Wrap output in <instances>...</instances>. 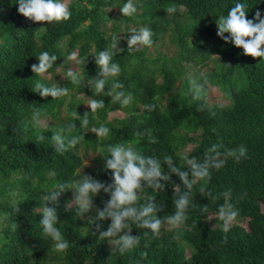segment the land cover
<instances>
[{
    "label": "trees",
    "instance_id": "trees-1",
    "mask_svg": "<svg viewBox=\"0 0 264 264\" xmlns=\"http://www.w3.org/2000/svg\"><path fill=\"white\" fill-rule=\"evenodd\" d=\"M144 0H138L136 16L123 17L124 32L127 24L141 20L153 30V41L161 37L159 21L155 14L165 16L167 7H174L175 18L190 16L194 21L211 14L226 15L236 0H146L150 4L148 13L142 11ZM249 5L247 13L251 18L256 9L264 10V0H244ZM123 0H71L69 19L61 22H34L17 11L15 0H0V264H264V59L244 55L241 48L222 40L217 49L212 43L217 32L214 19L189 31L176 29L180 45V58L206 65L213 54L219 56V71L205 74L200 78L203 96L192 103H180L176 97L168 96L163 104L162 93L173 88L180 70L168 66H147L143 50H127V42L113 59L121 65L118 77L109 78L105 91L113 80L124 85L126 94H131L130 104L122 106L111 102V97L93 92L87 79L97 75L98 67L94 56L99 50L112 45L115 34H107L102 28L105 8L121 5ZM119 7V6H118ZM122 14V13H121ZM117 31V30H115ZM193 43L189 46L187 38ZM42 51L56 54L57 60L46 73L54 74L59 66L66 68L67 56L76 52L79 71L85 78L82 85H73L65 77L69 89L66 96L41 97L35 92V83L42 81L46 86L52 83L41 75H35L31 65L38 63ZM145 65V66H144ZM237 69L244 73L246 82L242 87L229 86L226 82ZM161 81H158V78ZM219 85L228 104H209L206 101V82ZM104 100V107L88 114L89 125L109 127L108 137L98 138L97 134L80 125L73 116L77 104L82 101L69 100L65 118L61 115L67 97L75 93ZM172 95H178L172 94ZM145 104H154L153 110L144 109ZM42 111V119L50 123L35 126L32 114ZM85 111L77 116L82 117ZM112 111H122L123 116L109 118ZM76 112V113H77ZM54 120V121H53ZM74 120L76 126L69 136L83 135V139L63 152L55 150L50 140L54 132ZM185 130L184 134L180 131ZM189 132L195 136H189ZM43 135L44 139H40ZM189 142H195L190 156L203 161L209 149L217 146L226 162L211 170L210 178L198 181L193 189L192 207L182 223L181 239L173 237L172 230L152 235L147 229L133 227L132 234L139 235V244L121 255L113 251L107 240H99L95 223H87L89 216L96 215V207L102 209L108 194L101 191L93 198L95 207L83 217L67 209L72 194L65 191L54 205L58 214V227L69 240L66 252L58 253L54 242L45 237L39 224L44 202L40 199L45 186L55 182H71L80 175L83 157L78 153L79 144L99 151L96 164L88 165L82 172L105 183H111V170H103L109 144H126L145 155L157 156L163 164V157L171 155L177 166L183 169L179 152ZM241 146L246 154L239 156ZM166 170V168L164 169ZM55 172V177L49 175ZM161 190L146 188L140 202L147 196L155 198L160 205L158 215L162 218L175 211L176 186L182 182L178 175L171 174L170 180ZM203 189V191H201ZM18 191L17 206L11 204L10 192ZM230 192L225 197L224 193ZM209 193L211 195H209ZM234 205L239 209L238 219L246 220V226L232 224L228 233L207 222L209 214L216 215L220 205ZM52 206V205H50ZM207 206V211H204ZM166 221V220H165ZM106 230L110 219L99 221ZM185 241L191 251L186 253ZM184 243V242H183ZM185 244V243H184Z\"/></svg>",
    "mask_w": 264,
    "mask_h": 264
},
{
    "label": "clouds",
    "instance_id": "clouds-1",
    "mask_svg": "<svg viewBox=\"0 0 264 264\" xmlns=\"http://www.w3.org/2000/svg\"><path fill=\"white\" fill-rule=\"evenodd\" d=\"M15 2L18 4L17 11L34 22H61L71 16L68 0H15ZM118 6L122 17H132L138 11L134 0H123V3ZM168 11L172 12L174 9L169 8ZM248 11L249 5L244 0H236L233 6L228 9L227 14L221 15L216 20L217 36L226 43L241 48L244 55L264 59V10L257 8L251 18L247 16ZM128 34L130 35L125 37L128 51L153 44V30L148 25L129 28ZM120 39V36L116 37V41ZM119 51L117 42L109 48L98 51L94 56L98 72L96 77L87 79V84L93 92L111 97V102H118L122 106H127L130 103L131 94L125 93L124 85L119 80H113L111 85L107 87L108 91H105L109 78L118 77L121 73V65L113 59ZM36 58L38 63L32 64L31 70L35 75H42L53 67L57 55L42 51ZM67 59H75V53L69 54ZM65 74L73 85L80 86L85 81L81 72L72 67H68ZM189 84L191 85L188 89L189 93L194 97H200L201 84L193 78L189 79ZM35 92H38L41 97L60 98L66 96L69 89L60 86L58 83L46 86L42 81H37ZM86 105L90 111L85 112L82 117L77 116L76 112L73 113V116L79 120L80 125L88 128V114H94L97 109L103 108L105 103L103 99L92 97ZM154 108V104L144 105L146 110H153ZM42 115L41 110L32 114L35 126L40 125ZM75 128L73 120L52 134L50 140L53 142L56 151L63 152L75 147L84 138L81 134L68 135ZM88 130L96 133L98 138L108 137L110 134L109 127L103 124L99 127L88 128ZM40 139H44V136L41 135ZM208 151L209 154L203 161L194 156H186L184 158L185 167L181 169L171 155H165L162 164L159 157L145 155L130 145L109 144L107 154L101 156L104 159L103 170H111V183H105L91 175L84 174L82 169L88 166V160L85 159L77 179L71 182H55L50 187H44L40 196L44 202L39 219L42 233L45 237L51 238L58 253L66 252L70 242L58 227V214L54 206L58 198L62 193L70 190L72 198L67 202L66 207L73 210L72 206L74 205L75 211L80 217H83L95 207L93 198L103 191V193L108 194L109 198L104 202L102 209L96 208L95 216L88 217L87 223L89 225L95 223L99 232V240H107L113 245V251H118L123 255L139 244V235L132 234L133 227L147 229L145 235H148L149 231L152 235H156L165 220L172 226H178L187 219V212L193 206L194 186L198 181H206L210 178L213 168L219 169L226 162L221 158L224 154L217 150L216 145H213ZM246 151V148L241 146L240 155L236 156V159L244 156ZM165 168L166 170H164ZM171 174L178 175L183 190H180L181 186H176L177 194L173 201L175 211L162 218L158 215L160 205L154 202L155 198L147 196L146 202L141 203V193L146 188H151L153 191L164 189L165 185L162 182L169 181ZM49 175L55 177L56 174L50 172ZM9 195L12 198L11 204L17 206L18 191L13 190ZM209 195L211 194L209 193ZM224 195L228 197L230 192H225ZM204 211H207V206H205ZM216 215L222 222L220 225L222 231L228 233L233 221L239 215V209L231 204L227 206L222 204L218 207ZM106 219H110V224L105 230L99 221Z\"/></svg>",
    "mask_w": 264,
    "mask_h": 264
},
{
    "label": "rangeland",
    "instance_id": "rangeland-1",
    "mask_svg": "<svg viewBox=\"0 0 264 264\" xmlns=\"http://www.w3.org/2000/svg\"><path fill=\"white\" fill-rule=\"evenodd\" d=\"M71 0H68V3ZM146 0L143 1L144 6L142 7V11H144L145 13H148L150 10V4L148 2L145 3ZM134 3L139 4L138 0H134ZM169 8H174L172 6L167 7V14L165 16L163 15H158L155 14L154 16V21L157 20L159 21V24L161 25V27H167V24H170V27L164 29L161 31V37L159 39H157L155 42L153 41V44L150 46H140L136 49L138 50H143L142 55L144 57H146L147 62L145 63V65H151V66H156V65H160L158 67L162 66H168L169 69L172 70H180L181 65L183 66V70L184 73L177 75V81L176 84L173 88H171L168 92L162 93L160 95V100L163 104L166 103L168 96H174L177 98V100L180 103H192L195 102L197 100L202 99L203 96V92L201 89V95L200 97H194V95L190 94L188 89L191 87V85L189 84V79L193 78L196 79V81L198 83H200V78L205 75V74H209L212 73L213 71H219V66L218 63L219 62V56L217 54H213L212 59L206 64V65H202L198 64L197 62L193 61V60H189L187 61L186 59H182L180 58V45L178 43V34L177 31L175 29V27L181 31H189L191 30L194 26H200L204 23H206L209 20L214 19V21L216 22V20L220 17L219 15L216 14H211L209 15L207 18H203L201 20L198 21H194L190 16L186 15L183 17H177L175 18L172 14V12H169L168 9ZM139 9V7H138ZM106 14L105 17H107V19L105 21H103L102 23V28L107 32V34H115V38L113 39V43L117 42V48L118 49H122L124 46V43H126V34L124 32V18L122 17V14L119 10V7L117 5H113V6H108L105 8ZM139 11V10H138ZM136 16V14L134 15ZM142 25H146L143 22H141V20H137L136 23L134 22H129L127 24L128 28H133V27H139ZM117 30V31H115ZM227 35V34H226ZM121 37L120 40L116 41V37ZM188 44L189 46L192 45L193 43V39L191 37L187 38ZM222 41V39L220 37L217 36V32L213 38V45L214 48L217 49L218 44ZM135 49V50H136ZM75 53V59L70 60L68 65L66 66V68L59 66L57 68V70L55 71L54 74H49V73H44L41 76L50 81L52 84L54 83H58L60 86L64 83L65 77H66V70L68 67H72L76 70L79 71V63L76 59V52ZM144 65V66H145ZM158 81H161V78H158ZM246 82L244 73L242 72L241 69H237L234 73L233 76H230L228 81L226 82V87L229 86H234V87H242L244 86ZM207 85V90H206V101L209 104H215V103H219V104H228L229 100L224 96L223 94V90L219 85H214L211 82L207 81L206 82ZM177 94L178 95H172V94ZM79 100L81 99L82 101H80L79 104H77L76 109L78 110L75 111L77 112V114L79 112L85 111L86 108L88 107L86 104L88 103L90 97L89 96H85L83 94L79 93H75L74 98L71 99L70 96L67 97V103L66 105L62 108L61 110V115L63 118H65L67 116L68 113V109H69V100ZM130 104V103H129ZM128 104V105H129ZM115 116L118 117H122L123 116V112L122 111H112L109 114V118H113ZM54 121V120H53ZM51 118L50 119H42L41 120V125H44L45 123H50ZM181 134L185 133V130H181L180 131ZM189 136H195V133H191L189 132ZM195 142H189L188 144H186L183 148H181L179 150L181 156H182V161L183 164H185V157H191L190 156V152L192 147L195 145ZM78 153L83 157V161L85 159L88 160V165H95L96 164V155L99 153V151H95L92 150L91 148H85L84 145L81 143L79 144L78 148H77ZM72 198V194L70 195V199ZM98 208V207H96ZM95 208V209H96ZM262 210L264 212V207H262ZM207 222L211 225V226H217L219 224V218L217 217V215H213V214H209L207 217ZM234 223H240L243 226H246V220H241L239 221L238 218H236L233 221ZM182 226V224L178 225V226H172L170 224H168L166 221L164 223H162L161 228L159 230V232H162L164 230H172L173 233V237L176 238L178 241L181 239V235L183 232V229H180V227ZM185 244H184V243ZM110 244V243H109ZM179 244L186 248V253L189 254L191 249L189 246H187L186 242L180 241ZM110 247L113 248V245L110 244Z\"/></svg>",
    "mask_w": 264,
    "mask_h": 264
}]
</instances>
